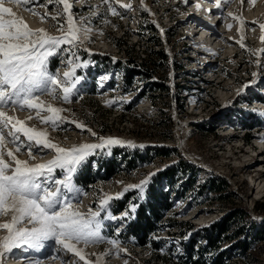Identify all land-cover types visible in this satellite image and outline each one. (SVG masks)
I'll list each match as a JSON object with an SVG mask.
<instances>
[{"label": "rangeland", "instance_id": "rangeland-1", "mask_svg": "<svg viewBox=\"0 0 264 264\" xmlns=\"http://www.w3.org/2000/svg\"><path fill=\"white\" fill-rule=\"evenodd\" d=\"M175 1L143 0L142 5L141 0H119L120 4H131L132 8L124 10L114 4L120 15L112 16L106 12L102 0H69L74 17L87 18L77 19V24L85 23L92 29L90 40H85L78 50L74 49L80 58L77 63L86 62L88 66L77 69V74L84 79L77 85L78 91L70 103L49 96L42 99L65 109L60 115L67 120H75L86 127L82 130L75 123H66L53 130L35 119L34 110L10 111L9 115L25 120L29 126L47 128L49 139L66 148L99 143V137L118 138L137 145L111 146L88 157L95 162L101 155H112L117 148L125 151L128 157L134 151L141 154L126 171L109 177L101 172V177L91 187L76 184L73 177L80 192L75 194L72 203L84 213L89 208L96 211L105 194L115 196L126 186L139 184L150 173H155L150 184L180 160L188 161L198 170L199 182L214 175L226 179L227 189L206 190L201 194L186 190L183 181L177 180L170 193L173 206L167 214L180 221L206 225L223 219L234 208H246L251 214L249 221L241 223H246V231L220 245L224 251L222 264H264V174L261 172L264 170V95L261 93L264 91V42L260 39L264 30L259 27L264 23V0L254 3L231 0L228 4L222 3L220 9L215 7L214 0L205 1L208 4L199 9L196 7L199 0H180V4ZM44 3L45 0H39V4L6 3L5 6L11 7L16 18L22 19L31 29L60 35L57 20L62 23L66 17L51 19L58 9L52 5L39 6ZM206 5H211V13L210 8L203 12ZM28 8L48 15L41 21L40 16ZM195 12L215 20L206 21L207 39H201V32L194 22L191 23L192 19L198 20ZM228 13L242 18L244 24L240 19L229 17ZM247 20L256 23L251 25ZM197 38L203 41L198 42ZM158 49L164 51L167 59L155 57L154 50ZM67 56L68 53L62 52L51 58L49 70L52 60L56 59L55 71L59 70L62 77L63 72L69 70L61 63ZM136 60L142 63L144 71H138L140 76L136 73L131 85L127 86L123 69ZM101 77L106 78L101 81ZM113 100L116 103L109 105ZM256 101L260 106L255 105ZM29 115L34 118L28 120ZM256 118L258 122L254 124ZM7 147L15 152L12 144ZM17 155L19 159H29L26 152ZM42 155L43 159L36 155L31 163H43L52 159L54 153L45 150ZM119 162L124 165V158L119 157ZM243 166L247 167L242 169ZM55 176L62 177L59 169ZM129 192L137 196L136 191ZM8 219L0 216V222ZM100 219L105 242L77 246L86 260L91 264H153L151 248L109 237V232L103 233L106 223L109 227L115 224L121 228L122 221L107 219L103 212ZM201 232L197 228L183 232L178 227L166 226L155 236L169 238L181 247L186 234H191L189 238H197ZM6 234L5 230H0V237ZM109 239H117L119 247L126 251L117 254L106 242ZM47 245L39 252L31 249L32 255L25 262L21 257H27L24 250L14 249L6 254L3 264H33L36 260L40 264H84L74 253L58 251L59 246L54 242H47ZM166 247L164 250L168 251V242ZM158 264L166 263L159 261Z\"/></svg>", "mask_w": 264, "mask_h": 264}, {"label": "snow or ice", "instance_id": "snow-or-ice-1", "mask_svg": "<svg viewBox=\"0 0 264 264\" xmlns=\"http://www.w3.org/2000/svg\"><path fill=\"white\" fill-rule=\"evenodd\" d=\"M214 2L215 7L220 9L222 3L228 4L231 0ZM249 2L254 3L255 0ZM6 3L27 6L32 3L39 4V0H0V216L9 217L7 221L0 222V230L7 233L0 237V264H3L6 254L12 253L14 249H32L39 252L48 246L47 242H54L59 246L58 251L74 253L84 264H91L86 260L82 249L77 246L83 244L86 247L89 244L105 242V237L101 234L102 212L107 219L113 221L127 222L134 219L138 203L130 202L120 214H113L110 204L123 198L129 191L137 192L134 200H142L145 189L155 173H150L148 178L139 184L126 186L115 196L105 194V197L99 200L96 211L89 208L87 213H84L73 206L72 200L76 198L75 194L80 192L73 183V177L87 162L88 157L95 155L97 150L111 146L137 145L118 138L99 137V143L66 148L49 139L47 128L29 126L25 120L9 115L10 111L34 110L35 119L53 130L66 123H75V126L82 130L86 127L61 116L65 109L54 107L42 97L49 96L64 103L71 102V97L78 91L77 85L84 79L77 74V69L88 66L86 62L77 63L80 58L74 49L78 50L85 40H90L92 29L85 23L77 24V19L87 18H75L72 13L73 5L69 0H45L44 4L39 5L45 8L52 5L58 9L51 17L53 20L60 16L66 17L62 23L57 20V31L60 35H50L44 29H31L22 19L16 18L13 9L5 6ZM102 3L106 6V12L112 16L120 15L114 4H119V8L124 10L132 8L131 4H120L119 0H102ZM141 4L143 5V0ZM196 7L199 9L201 5L197 4ZM27 10L39 15L41 21L48 15L47 12L41 15L35 8ZM227 15L234 20L240 19L241 24H244L242 18L235 17L232 13ZM231 27L229 24L228 28ZM259 27L264 30V23L259 24ZM260 39L264 42V36ZM239 43L243 48V42ZM64 45L68 47H63ZM62 52L68 53L61 63L66 64L69 70L63 72L61 77L59 70H49V63L51 58ZM105 78L101 77V81ZM113 103L116 101H109V105ZM33 118L29 115L27 119ZM87 130L91 132V129ZM91 134L96 136L94 132ZM8 144L15 147V152L7 147ZM45 150H51L54 153L53 158L32 164L31 160H34L36 155L43 159ZM25 152L29 159H19L17 154ZM57 169L62 173L61 178L55 176ZM190 235L186 234L184 239H188ZM106 242L117 250V254L126 251L119 247L117 239H109ZM33 264H40V261H33Z\"/></svg>", "mask_w": 264, "mask_h": 264}, {"label": "trees", "instance_id": "trees-1", "mask_svg": "<svg viewBox=\"0 0 264 264\" xmlns=\"http://www.w3.org/2000/svg\"><path fill=\"white\" fill-rule=\"evenodd\" d=\"M154 54L155 57L167 59V55L161 49L154 50ZM141 65L142 63L137 61L134 64H127V67L123 69V79L127 86L131 85L133 77L138 71H144ZM57 66V60L53 59L50 71L54 72ZM261 93L264 95V91ZM257 122L256 118L253 123L256 124ZM126 155L125 151L117 148L112 155H101L95 162L93 158L88 159L75 174L74 182L85 188L91 187L95 181L99 180L101 172H104V176L109 177L121 171H126L131 168L135 159L141 156L138 151H134V154L129 157ZM119 157L124 158V165L119 162ZM194 169L195 167L188 161L180 160L166 171L161 172V176L158 175L151 181L145 189L142 200H134L133 198L137 196H134L133 192H129L123 198L112 201L110 211L113 214H118L120 211L125 210L130 202L138 203L139 207L136 210L134 219L123 222L121 228H117L115 224L109 227L108 223H106L103 233L109 232V237H118L124 242H133L136 246L151 248L153 264H158L159 261H163L166 264H222L221 257L224 251L220 247L221 243L246 231V223H241L249 221L251 214L246 208L237 207L223 219L206 225H196L190 221H180L170 217L167 214L173 206L170 201V193L175 189L177 180L183 181L184 187L187 188L186 190L195 191L198 194L206 190L222 191L228 188L227 180L216 175L199 182V172ZM165 186H167V189H165ZM164 216L166 217L163 218ZM236 224L238 225L236 226ZM166 226L178 227L183 232L193 228H197L202 232L197 238L182 240V246L179 247L169 238H156L155 234ZM117 230H119L118 235ZM167 242L170 245L168 251L164 250L167 248Z\"/></svg>", "mask_w": 264, "mask_h": 264}, {"label": "bare ground", "instance_id": "bare-ground-1", "mask_svg": "<svg viewBox=\"0 0 264 264\" xmlns=\"http://www.w3.org/2000/svg\"><path fill=\"white\" fill-rule=\"evenodd\" d=\"M205 1H207V0H203V2H205ZM179 4H180V2H179ZM204 4H208V3L206 2V3L200 4V5H201V6H205ZM210 7H211V5H210V6H209V5H206L205 8L203 7V8H202V9H203V12H204V11H207V12H208V10H209ZM204 9H206V10H204ZM211 9H212V8H210L209 12L211 11ZM211 12H212V11H211ZM211 12H210V13H211ZM210 13H209V14H210ZM193 14H194V13H193ZM193 14H190V16H191V17L193 16V17L196 18V16H194ZM195 15H196V14H195ZM207 15H208V13H207ZM201 16H205V17H206V15H202V14H201ZM201 16L197 15V17H199L198 19H202ZM200 17H201V18H200ZM206 18H207V17H206ZM206 21H207V20H206ZM206 21L203 20L204 25H200V27H198V26L196 25V28L198 29V31L201 32V37H200L201 39H204V38L207 39V36H206V33H205L207 30H206L205 28H207L208 23H206ZM247 21H248L249 24L252 25V22H250L249 20H247ZM201 41H203V40H201ZM205 42H206V41H205ZM256 104H258V103H256ZM260 141H261V140H260ZM258 143L260 144L259 141H258ZM253 146H254V145H253ZM245 167H247V166H243L242 169L245 168ZM242 169H241V170H242ZM263 171H264V170H261L262 174H264ZM30 254L32 255L31 252H30L29 254H24V255H27V257H24V258H23V256H21L22 259H24V262L28 259L29 256H31ZM24 262H22V264H24Z\"/></svg>", "mask_w": 264, "mask_h": 264}]
</instances>
